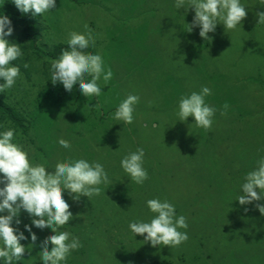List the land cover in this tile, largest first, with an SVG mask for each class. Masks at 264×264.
<instances>
[{"label": "rangeland", "instance_id": "obj_1", "mask_svg": "<svg viewBox=\"0 0 264 264\" xmlns=\"http://www.w3.org/2000/svg\"><path fill=\"white\" fill-rule=\"evenodd\" d=\"M241 3L247 12L242 25L229 30L218 24L210 40L199 28L188 32L194 11L178 10L175 0H56L40 17L37 49L18 42L14 32L8 37L24 53L14 62L22 78L0 93V103L20 122L2 115L0 130L15 129L14 142L48 171L84 158L109 173L111 183L90 201L64 193L74 218L61 230L82 244L66 264H264V216L256 207L264 201H236L244 176L264 157V23H258L264 0ZM86 29L94 37L90 53L101 54L113 72L107 84L99 81V98L83 96L78 86L69 93L54 85L49 68L55 59L45 54ZM205 86L212 91L206 102L217 109L208 130L177 115L181 96ZM128 94L140 100L133 123L125 125L112 116ZM59 139L71 150L61 149ZM137 148L145 150L149 179L143 185L120 167ZM154 198L169 200L186 217L189 239L181 246L152 247L143 236L133 238L129 223L150 220L146 201ZM19 219L21 231L31 224L23 211ZM32 232L36 244L24 232L27 255L19 264H40V245L53 235Z\"/></svg>", "mask_w": 264, "mask_h": 264}, {"label": "clouds", "instance_id": "obj_2", "mask_svg": "<svg viewBox=\"0 0 264 264\" xmlns=\"http://www.w3.org/2000/svg\"><path fill=\"white\" fill-rule=\"evenodd\" d=\"M11 2L22 15L33 18H43L44 14L56 7V0ZM4 3L5 0H0V7ZM175 7L185 12L189 9L194 11L192 23L187 24L188 32L199 28V36L204 40L211 39L208 34L214 33L218 24H222L225 29H236L247 15L241 0H175ZM258 16V23H264V12ZM13 32L10 17L0 14V93L12 89L17 80L22 78L21 66L14 62L24 53L19 44L9 42L8 37ZM66 43L67 47L50 65L51 82L54 85L59 83L69 93L74 86H78L83 96L99 98L102 95L99 81L107 84L113 72L101 54L87 52L95 46L93 34L87 29L84 33L74 31L69 34ZM23 67L27 69L29 65L24 64ZM211 94V89L205 86L199 92L181 96L177 112L179 120L185 122L191 117L196 127L210 129L217 112L215 107L206 102V97ZM139 100V96L128 94L116 107L112 119L122 121L125 125L132 124ZM227 108L225 104L224 109ZM223 114L224 111H221ZM0 128L3 126L0 125ZM15 136L16 130L13 128L0 130V264H19L27 249L21 241L30 237L32 245L36 244L37 236L32 232L33 227L53 233L40 245V264H66L70 254L82 244L78 237L61 230L69 226L74 218L64 193L67 192L73 201H79L81 197H87L90 201L101 194L102 185L111 183L109 173L102 163L89 162L84 158L57 162L54 171H48L45 164L30 160L28 152L14 142ZM57 143L64 151L72 148L65 139H59ZM144 158L145 150L137 148L120 160L123 172L137 185H143L149 179ZM236 201L241 206L264 201V157L257 161L254 170L244 176ZM146 207L152 214L151 219L133 221L128 225L134 239L137 235L143 236L144 242L152 247H179L188 241L187 219L184 215H177L173 203L167 199L154 198L146 201ZM256 207L264 216V204L257 203ZM22 211L31 219V224H25L23 231L19 227ZM24 232H28L29 237Z\"/></svg>", "mask_w": 264, "mask_h": 264}, {"label": "trees", "instance_id": "obj_3", "mask_svg": "<svg viewBox=\"0 0 264 264\" xmlns=\"http://www.w3.org/2000/svg\"><path fill=\"white\" fill-rule=\"evenodd\" d=\"M5 14L10 17L14 33L17 34L18 42H21L22 40L27 43V45L30 44L34 46L35 49V42L37 41V31L40 29V16H37L35 18L31 16H25L22 15L15 7V5L11 2V0H8L4 6L0 9V14ZM67 47V44H57L56 46L52 47V49L45 54L48 55L52 59H57L59 55L61 54L62 49H65ZM88 53L92 52V49L89 48L87 50ZM0 119L2 120L3 116H6L9 121H13L18 124L20 122L18 115L12 109L11 107H8L2 103H0ZM23 127L21 124L19 125ZM25 129V127H23ZM24 243V241H23ZM27 254H24V257ZM20 263V262H19ZM23 264V263H22Z\"/></svg>", "mask_w": 264, "mask_h": 264}]
</instances>
